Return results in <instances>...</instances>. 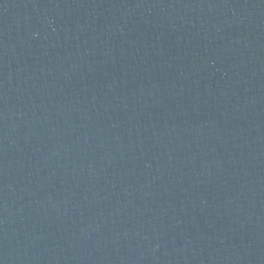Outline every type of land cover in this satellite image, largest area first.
<instances>
[{
    "label": "water",
    "instance_id": "95a60500",
    "mask_svg": "<svg viewBox=\"0 0 264 264\" xmlns=\"http://www.w3.org/2000/svg\"><path fill=\"white\" fill-rule=\"evenodd\" d=\"M0 264H264V0H0Z\"/></svg>",
    "mask_w": 264,
    "mask_h": 264
}]
</instances>
